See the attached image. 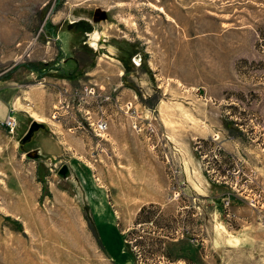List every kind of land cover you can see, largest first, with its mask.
I'll use <instances>...</instances> for the list:
<instances>
[{
  "label": "rangeland",
  "instance_id": "obj_1",
  "mask_svg": "<svg viewBox=\"0 0 264 264\" xmlns=\"http://www.w3.org/2000/svg\"><path fill=\"white\" fill-rule=\"evenodd\" d=\"M0 264H264V0H0Z\"/></svg>",
  "mask_w": 264,
  "mask_h": 264
},
{
  "label": "water",
  "instance_id": "obj_2",
  "mask_svg": "<svg viewBox=\"0 0 264 264\" xmlns=\"http://www.w3.org/2000/svg\"><path fill=\"white\" fill-rule=\"evenodd\" d=\"M94 17L97 20H101V19H105L106 15L104 14V12L96 11ZM71 25L69 26V28H71ZM45 129H46V125L33 120L30 124L28 132L21 140V148H23L26 144H29L32 141L35 133H37L40 130L44 131ZM37 155H38L37 150L28 153L29 158H36ZM57 175L60 177L61 180L68 181L73 177V172L68 164H63L58 170Z\"/></svg>",
  "mask_w": 264,
  "mask_h": 264
},
{
  "label": "built area",
  "instance_id": "obj_3",
  "mask_svg": "<svg viewBox=\"0 0 264 264\" xmlns=\"http://www.w3.org/2000/svg\"><path fill=\"white\" fill-rule=\"evenodd\" d=\"M132 107H129V111L131 110ZM14 111L12 110V113ZM12 113L9 114V116L7 117L5 123L3 124L4 127H6L7 129H10L11 131H14L17 126H18V122L17 120L12 116ZM109 129V122L106 118L102 117L99 118L96 123L94 124V134L96 136H101L103 133H105L107 130Z\"/></svg>",
  "mask_w": 264,
  "mask_h": 264
},
{
  "label": "crops",
  "instance_id": "obj_4",
  "mask_svg": "<svg viewBox=\"0 0 264 264\" xmlns=\"http://www.w3.org/2000/svg\"><path fill=\"white\" fill-rule=\"evenodd\" d=\"M101 48V50H103L104 48H102V47H100ZM122 59V58H121ZM7 104H9V102H3V106H2V109H6V107H8L7 106ZM5 115V114H4Z\"/></svg>",
  "mask_w": 264,
  "mask_h": 264
}]
</instances>
